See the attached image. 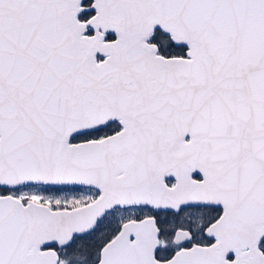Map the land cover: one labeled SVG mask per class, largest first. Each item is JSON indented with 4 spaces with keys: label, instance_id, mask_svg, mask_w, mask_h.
Instances as JSON below:
<instances>
[{
    "label": "snow or ice",
    "instance_id": "snow-or-ice-1",
    "mask_svg": "<svg viewBox=\"0 0 264 264\" xmlns=\"http://www.w3.org/2000/svg\"><path fill=\"white\" fill-rule=\"evenodd\" d=\"M0 264H264V0H0Z\"/></svg>",
    "mask_w": 264,
    "mask_h": 264
}]
</instances>
